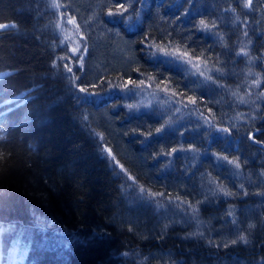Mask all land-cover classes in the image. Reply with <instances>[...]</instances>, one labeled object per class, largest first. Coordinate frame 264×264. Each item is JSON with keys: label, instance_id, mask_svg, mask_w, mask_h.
I'll return each instance as SVG.
<instances>
[{"label": "trees", "instance_id": "trees-1", "mask_svg": "<svg viewBox=\"0 0 264 264\" xmlns=\"http://www.w3.org/2000/svg\"><path fill=\"white\" fill-rule=\"evenodd\" d=\"M89 1L128 58L86 82L54 0H0V264H264V0Z\"/></svg>", "mask_w": 264, "mask_h": 264}, {"label": "rangeland", "instance_id": "rangeland-1", "mask_svg": "<svg viewBox=\"0 0 264 264\" xmlns=\"http://www.w3.org/2000/svg\"><path fill=\"white\" fill-rule=\"evenodd\" d=\"M56 1H60L59 4L54 0V3L59 4L60 6L62 3H64V1H67V4H69L68 0ZM82 6L84 8V12L81 16L77 12ZM104 6L105 4L102 5L99 1L92 3L89 0H81V3L79 5H73L68 12L61 11L60 7L54 8V10L56 11L55 20L57 21L58 28L61 29L60 31L58 29L61 37L60 41H62V44L65 48V61L67 66L73 69V71L69 73V75L74 81H76L77 78L80 79V77L83 81L86 82L94 81L96 73L99 75V73L104 71V67L102 68L103 61L109 60L111 56L116 57L117 55L122 59V61H126L127 51L125 42L122 40L121 36L116 35L114 32H110V29L108 27L109 23L107 22L106 18L101 19L100 17V15L102 14V7ZM69 21L72 22L70 23ZM9 24V22L0 23V25L5 26ZM73 48L78 49V51L75 53L72 52ZM106 48L108 49L107 52L105 51ZM110 51L112 52V54H108L106 56L104 55L106 53H109ZM98 53H102L103 55H99ZM196 66H201L198 60L197 62L193 63V67ZM83 69L84 71L86 69L87 72H83ZM91 72H93L92 79L86 80L85 77ZM120 76L121 74H119V80L124 79L123 76ZM114 78L115 77H113V79ZM111 81L113 82V80ZM134 83L136 82H133L130 85L124 87L127 90L132 91V93H135V97L143 98L145 102L147 100L148 93L151 95V92L149 90L147 91L145 86ZM84 89L86 95H91V92H89L85 87ZM158 95L172 94L161 90ZM180 108L183 111V107ZM188 108H190V114H192L194 116L193 118H195L193 120L195 123L213 125L214 127L218 128L215 121H210V116L198 105L189 104Z\"/></svg>", "mask_w": 264, "mask_h": 264}, {"label": "snow or ice", "instance_id": "snow-or-ice-1", "mask_svg": "<svg viewBox=\"0 0 264 264\" xmlns=\"http://www.w3.org/2000/svg\"><path fill=\"white\" fill-rule=\"evenodd\" d=\"M249 3H251V0H249ZM52 7L58 8V7H60V5L53 3ZM69 22L71 23L72 21H69ZM5 27H9V26L0 25V29L5 28ZM205 28L207 29V25H205ZM77 51H78V49H76V48L72 49V52H74V53ZM241 52L243 53V49L241 50ZM244 54L246 55V53H244ZM184 55H186V53ZM149 59L152 60L156 64L167 63L170 65H180L182 63L179 60L178 55L176 53L164 52L163 50H161L160 53H153L152 55L149 56ZM65 67L67 69V72L71 73L73 71V69L71 67H68L67 65H65ZM80 91L84 92L85 89L81 88ZM0 138H2V137H0ZM232 163L235 164L236 167H240V165L238 163H236V161H232ZM221 191L223 192L224 189H221ZM225 195H230V193H225ZM194 211H195V209H194ZM249 227H252V225H249ZM240 240L244 243H247V238L243 235L240 237ZM233 243H235V241H233Z\"/></svg>", "mask_w": 264, "mask_h": 264}, {"label": "water", "instance_id": "water-1", "mask_svg": "<svg viewBox=\"0 0 264 264\" xmlns=\"http://www.w3.org/2000/svg\"><path fill=\"white\" fill-rule=\"evenodd\" d=\"M263 33H264V27H263ZM262 129H264V124L261 125V126L254 127L253 129H251V131L249 132V138H250V140H251L253 143L258 144V145L261 146V148L264 150V143H263L261 140L255 138V137L253 136L256 132H259V131H261Z\"/></svg>", "mask_w": 264, "mask_h": 264}]
</instances>
